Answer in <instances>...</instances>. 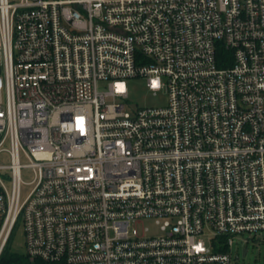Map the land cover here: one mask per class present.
Returning a JSON list of instances; mask_svg holds the SVG:
<instances>
[{
  "label": "built area",
  "instance_id": "obj_1",
  "mask_svg": "<svg viewBox=\"0 0 264 264\" xmlns=\"http://www.w3.org/2000/svg\"><path fill=\"white\" fill-rule=\"evenodd\" d=\"M20 225L31 264L264 240V0H0V256Z\"/></svg>",
  "mask_w": 264,
  "mask_h": 264
},
{
  "label": "rangeland",
  "instance_id": "obj_2",
  "mask_svg": "<svg viewBox=\"0 0 264 264\" xmlns=\"http://www.w3.org/2000/svg\"><path fill=\"white\" fill-rule=\"evenodd\" d=\"M128 90L131 100V104L136 107H159L166 103V94L163 91H159L156 95L150 91L147 87V81L145 79H129ZM105 85L101 84L100 89H104ZM25 183H30L33 180V176L30 173H25L23 177ZM31 190L30 187L24 186V193L28 194ZM162 224L164 221H161ZM161 224H157L155 220H144L143 224L139 228H148L149 234H155L159 231ZM210 234L204 236V241L207 244ZM11 249L13 252L24 254L25 242H24V228L20 225L16 230L12 240ZM234 257L233 264H264V240L263 238L250 241L248 244L238 242L234 245ZM247 250L246 256L244 251ZM236 257H239L238 259Z\"/></svg>",
  "mask_w": 264,
  "mask_h": 264
},
{
  "label": "trees",
  "instance_id": "obj_3",
  "mask_svg": "<svg viewBox=\"0 0 264 264\" xmlns=\"http://www.w3.org/2000/svg\"><path fill=\"white\" fill-rule=\"evenodd\" d=\"M222 250L224 251L225 248ZM0 257V264H31L29 257L25 253L20 254L13 252L11 249V244H9V246L3 251Z\"/></svg>",
  "mask_w": 264,
  "mask_h": 264
},
{
  "label": "water",
  "instance_id": "obj_4",
  "mask_svg": "<svg viewBox=\"0 0 264 264\" xmlns=\"http://www.w3.org/2000/svg\"><path fill=\"white\" fill-rule=\"evenodd\" d=\"M246 254H247V250L244 251V256H246ZM236 258L238 259L239 257H236Z\"/></svg>",
  "mask_w": 264,
  "mask_h": 264
}]
</instances>
